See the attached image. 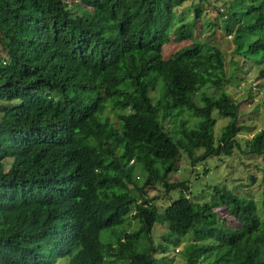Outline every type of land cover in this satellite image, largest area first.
Segmentation results:
<instances>
[{
  "label": "trees",
  "instance_id": "1",
  "mask_svg": "<svg viewBox=\"0 0 264 264\" xmlns=\"http://www.w3.org/2000/svg\"><path fill=\"white\" fill-rule=\"evenodd\" d=\"M216 30L260 65L241 101ZM0 101V264H264V200L260 216L247 190L264 129L241 137L264 116V0H0ZM233 153V189L170 180Z\"/></svg>",
  "mask_w": 264,
  "mask_h": 264
},
{
  "label": "rangeland",
  "instance_id": "2",
  "mask_svg": "<svg viewBox=\"0 0 264 264\" xmlns=\"http://www.w3.org/2000/svg\"><path fill=\"white\" fill-rule=\"evenodd\" d=\"M220 31L216 30L214 33V37L217 39H221L219 41H221L220 43L217 42L216 46L218 47L219 50H221L224 54V71L225 74L230 75V74H235V78L231 79L228 83H225L223 85V91L225 93H228L231 99H237V100H242L243 98H245L246 95V90L252 85L250 83V81L254 78L253 77V70L255 71V68H253V65H255L256 68H258L260 65L257 64V60H253V59H242L239 57H231L230 59V55H229V51L232 48V44L230 43V41L228 42V36L226 37H222V35H220ZM202 36L205 38L207 37V31L204 32V34H202ZM211 36V35H210ZM190 41H181L179 43L176 42H169L166 46H165V50H164V54H170V52L172 53V51H175L180 45H184L186 43H189ZM166 55V56H167ZM238 64L240 66V69L237 68V70L235 69V65ZM237 71V72H236ZM237 74V75H236ZM241 75L242 79H239V82L237 81V76ZM230 76H234V75H230ZM236 83H235V82ZM262 82V81H261ZM257 83L255 88L258 86V84L260 85V83ZM243 85L242 90H239V92H237V85ZM254 84V83H253ZM255 85V84H254ZM211 90V89H208ZM253 100H252V104L248 101H246L245 103L241 102V105H244V109L248 110L253 106L254 104H256L258 101H261L259 98V95H254L252 96ZM255 99V100H254ZM257 101V102H256ZM256 102V103H255ZM1 104V101H0ZM260 109V108H259ZM214 113V111L212 112V114ZM245 118H250L248 119V121L246 123L250 124L253 123V128L250 129V131H248L245 134H239L238 136V140L241 137H246L249 138L251 136V134L254 132V130L257 129H264V116L261 113V109L258 111V114L255 115L254 114H249L248 116H243ZM224 118L218 117L216 119L215 125L213 127V135L216 136L219 132L220 129V125L224 124ZM243 141V140H242ZM241 141V145L243 148V144ZM234 154V153H233ZM231 155L229 159V157H222V159L220 160L219 164H217L216 162H213L212 164H210V175H208L206 178L201 176V171L199 168H196L197 170L195 172L198 173V177H196L194 174L195 172H191L189 165L186 161H182L179 170L175 173L172 174L170 177V180H179V179H188V182L191 184V188L193 190V193L196 195V191L200 192V188L203 189L206 183L205 181L208 180V182H218L220 185H225L228 189H233V187L237 186L236 185V179L239 176V171H237L236 169H234V167L238 168V158L237 155ZM240 155V154H239ZM242 156V155H241ZM211 158L207 159V161H210ZM246 164H247V168H250L251 171L249 173L252 174V169L253 166L251 164V162L254 163L253 159H248L245 158ZM259 168L257 171V169H254V171H256V181L249 186V188L247 189L249 191V193L251 194V196L256 200V202L258 203V212L259 215L262 216V209L261 206L262 204L259 202L261 199L264 200V161L259 160ZM217 165V167L215 166ZM239 169L241 170V168L239 167ZM229 171H231V173H229ZM212 177V178H211ZM246 178V177H245ZM142 177L140 175H138V180H141ZM247 179V178H246ZM247 184L246 181L244 182V185ZM241 187V186H238ZM244 188H242L243 190H245L246 186H243ZM154 193H157L159 196V199L155 201V203L157 205H164L166 203L163 202V200H167L169 193H165L163 189L158 188L157 192L155 189H150L148 191L149 195H152ZM172 195H174L176 197V192L173 191L171 192ZM170 193V194H171ZM202 194H198V196H201ZM134 223L130 220L127 219L125 220L123 223H121V225L117 226V228H115V233L121 235L122 230L127 231L129 229H131L132 227H134L133 225ZM107 232L104 230L100 233V237L101 240L106 239L107 237ZM187 241V240H186ZM188 242V241H187ZM170 252V251H169ZM167 252L168 256H171V254ZM67 259H60L56 262V264H66ZM170 264H182L183 263V257L182 255H178L175 256L174 258H172L169 262Z\"/></svg>",
  "mask_w": 264,
  "mask_h": 264
}]
</instances>
